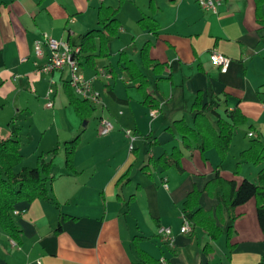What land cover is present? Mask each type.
<instances>
[{
    "label": "crops",
    "instance_id": "1",
    "mask_svg": "<svg viewBox=\"0 0 264 264\" xmlns=\"http://www.w3.org/2000/svg\"><path fill=\"white\" fill-rule=\"evenodd\" d=\"M105 2L97 0V6ZM126 3L132 19L118 13V38L131 39L135 57L122 53L146 76V93L159 104V115L150 117L153 109L144 103L136 84L120 67L127 96L118 92L112 79L104 77V93L117 106L103 104L97 124L99 136L87 144L78 131L81 120L69 103L66 84L71 78L67 76L70 69L44 73L48 52L35 57L33 44L43 34L71 44L67 24L73 21L76 25L78 22L72 17L95 5L91 0H0V142L20 141L22 161L15 171L35 167L40 155L56 146L60 149L62 142L80 136L74 155L77 173L70 174L65 164L56 168L54 162L52 168L50 187L60 208L39 200L17 204L13 218L22 230V243L17 245L0 227V264H137V247L157 264H259L264 258V234L257 218L256 200L236 208V219L232 221L229 213L219 208L220 190L213 194L206 191L218 171L228 181L241 183L247 179L258 183L261 170L249 168L240 159L250 144L233 133L236 150L232 152L231 143L227 159L219 167L221 161L214 149L205 153L196 148L187 150L183 138L168 130L181 119L194 126L192 107L201 92L203 103L211 94L221 99V113L239 108L247 119L243 126L249 127V131L242 130L244 137L263 142L264 29L256 22L255 0H222L216 13L203 10L195 0ZM113 4L116 0L107 7L116 8ZM146 16L157 21L156 35L140 28L139 21ZM147 42L151 43L150 60L160 65L157 73L152 67L144 68L141 62L140 53ZM212 52L232 61L226 73L211 62ZM109 65L96 67L95 76L104 69L114 80L118 79L115 67ZM58 79H65L62 96ZM53 86L54 94L48 96V89ZM131 90L141 97H133ZM135 98L142 106L134 105ZM50 103L52 107H48ZM63 110L70 123L53 133V125L47 119L56 114L58 117ZM185 113L190 114L191 123ZM102 119L115 126L108 136L99 133ZM209 119L216 125L215 118ZM126 130H132L136 137L133 151L129 149ZM250 133L254 136L250 137ZM175 150L183 153L182 170L154 165ZM238 163L241 167L236 173ZM195 189L202 192L201 208L218 219L224 231L215 242L201 228L189 235L180 232L183 202ZM59 225L61 230L57 231ZM230 226L232 250L226 240ZM159 228L171 229L172 246L162 242ZM206 246H211V250L206 251Z\"/></svg>",
    "mask_w": 264,
    "mask_h": 264
},
{
    "label": "trees",
    "instance_id": "2",
    "mask_svg": "<svg viewBox=\"0 0 264 264\" xmlns=\"http://www.w3.org/2000/svg\"><path fill=\"white\" fill-rule=\"evenodd\" d=\"M118 13V8L104 5L99 7L98 27L83 35L78 45L80 48V55L78 57L80 66H84L85 63L93 68L96 59L110 55V44L119 36L120 22L117 18ZM255 16L257 24L264 29V0H255ZM139 26L142 30L154 35L159 31V25L153 17H144L139 21ZM150 47L151 43L147 42L142 48L140 53L141 62L144 68L152 67L153 71L157 73L160 65L154 64L150 60ZM118 64L129 75L131 81L136 84L137 89L144 98V103L150 105L152 109H157L159 104L147 95L148 80L138 65L124 53H121ZM66 88L70 106L74 109L80 120L86 121L92 117L96 111L93 104L74 96L69 83L66 84ZM202 95L201 92L198 93L192 107L194 126H190L184 119H181L176 121L173 124V128H168V130L179 134L183 138L184 148L187 150L196 148L205 153L214 149L220 158L219 167H221L230 151L234 130L245 125L247 119L239 108H235L232 112L225 111L221 113L220 107L222 106V102L218 96L211 94L209 95V100L203 103ZM210 116L215 118L216 125L211 123ZM79 144L80 136L64 144L65 167L70 174L77 173L74 166V155ZM20 148L21 144L18 140L9 139L0 142V227L17 245H21L22 243V230L16 225L13 218L17 204L22 202L33 203L39 200L48 202L57 209L60 208V204L53 197L50 187L51 180L53 179L51 176L52 168L58 150L55 149L40 155L35 167H25L21 171L16 172V167L22 161ZM182 156L183 153L180 150H175L167 157H160L154 162V165H161L167 169L175 168L182 170ZM240 159L243 163L256 166L263 165L258 175L257 184L247 179H244L241 183L234 180L228 181L218 171L213 180L208 183L206 191L213 194L215 190H220L217 195L219 208L229 213L232 221L236 219L234 216L236 208L247 204L253 199L256 200L257 218L261 231L264 234V142L260 139H252L249 148L241 152ZM240 165L241 163H238L237 168ZM201 196L202 192L198 189L189 193L183 202L182 213L192 223L193 231L196 228H201L215 242L224 235V231L220 227L218 219L201 208ZM64 219H69V217L64 216ZM228 229L230 233L227 234L226 240L229 244L232 226ZM60 230L61 225H59L57 231ZM229 248L232 250L233 246L229 244ZM205 250H211V246H206ZM136 251L140 257V262L137 264H157L158 261L138 247ZM259 264H264V258Z\"/></svg>",
    "mask_w": 264,
    "mask_h": 264
},
{
    "label": "rangeland",
    "instance_id": "3",
    "mask_svg": "<svg viewBox=\"0 0 264 264\" xmlns=\"http://www.w3.org/2000/svg\"><path fill=\"white\" fill-rule=\"evenodd\" d=\"M111 1H113V0H106L104 5L109 6V3ZM91 3H92V5H95L92 9H90L89 11H87L84 14L76 15L74 18L72 17V19L77 20L78 23L76 25H74L75 23H73V21H69V24H67V26L69 25V27L71 29V31H70L71 37L70 38L72 39V43L71 44L69 43V44L73 47H77L79 45V42H80L81 38L83 37L84 33H86L87 29H91L93 27L98 26V9H97V7H99V6H97V0H91ZM127 4L128 3H126V0H116V4H113V5H115L114 7L119 9V16L122 17V15L125 14V16L127 18L129 17L132 19V17H131L132 11H131L130 7H127L128 6ZM126 7H127V9H126ZM85 24H89V27H86ZM84 27H86L85 30H83ZM62 30L65 31V34L67 33V30H65V26H64V29L62 28ZM80 31H83V32L81 33ZM54 40H57V39H54ZM57 41H60V40H57ZM109 51H110V55L108 57L98 58L95 60V66L93 68L86 65L85 63H84L85 69L80 66L79 74H82L85 77V79L91 80L95 77L96 67L102 68L105 65L110 67L109 64L111 63L115 67L117 73L119 74L118 75L119 78L114 80L113 76L110 73H108L106 71V74L110 75V77L112 79V81H110V82H112L113 84H116L118 92L122 96L123 95L127 96L126 89L124 87V83L122 82V78L124 76L121 74L122 71H121L120 66L118 64V60L120 59L122 51H126L134 59L135 50L133 48V45H131V39L129 40L128 37H121L118 39L116 38V40L112 44H110ZM135 59H137V58H135ZM101 70H104V69H101ZM67 76H69V78H70L71 73H70V75L68 73ZM57 82H58L60 95L62 96L65 93V79H62V80L58 79ZM104 82H106V80L104 77H101V76L95 82L94 88L97 92L100 93V101L98 104L93 105L95 107V110H96L94 112L93 116L90 117L89 119H87L86 121L81 120L80 127L78 130L79 133L82 134V139H85V142H87V144H89L90 141H94L93 139L98 138V136H99L97 124H98L99 114L102 113V110H103V104L106 105V103H107L109 106H117L116 104L112 103L110 97L106 93H104V87H105ZM52 89H53V91H55L54 86L52 87ZM130 94L133 95V97H139L140 96V94L135 90H131ZM139 98H135V102H136V103H134L135 106H142L141 103H139L137 101V99H139ZM48 113H52V111H50ZM184 115L186 117V120L189 123H191L192 118H191L190 114L185 113ZM56 116H57V114L55 115V117L53 119L51 116H49L47 119V121L53 125V133H55V132L57 133V130L63 124H69L70 123L68 120V118H70V117L66 111L63 110V112L58 114V117H56ZM105 120H108V119H105ZM85 122L87 123L86 125H85ZM145 123L148 124L147 120L145 121ZM242 130L249 131V127L248 126L239 127L238 129L235 130V132H234L235 135L239 138V140L240 139L245 140L248 144H250L251 140L247 136L244 137V135H243L244 133H242ZM235 135H234V137H235ZM263 142H264V137H263ZM55 143H56V141H55ZM64 144H65V142H62L60 144L61 145L60 149H58L59 146H56L54 148V149L58 150L56 158H55V167L56 168L63 167L65 164ZM87 144H86V148L88 147ZM55 145H57V144H55ZM136 145H134V146L136 147ZM138 146H139V144H138ZM231 150H232V152H234L236 150V142H234V141L232 142ZM140 151H142V148L140 149ZM244 165L249 166V168H251V169H253V168L255 169V167L258 168V169H255V170H257V172H259V170H261V168L263 167V165L256 166V165L247 164V163H244ZM235 167H236V172H238L240 170L241 165L239 166V168H237V164H236Z\"/></svg>",
    "mask_w": 264,
    "mask_h": 264
},
{
    "label": "built area",
    "instance_id": "4",
    "mask_svg": "<svg viewBox=\"0 0 264 264\" xmlns=\"http://www.w3.org/2000/svg\"><path fill=\"white\" fill-rule=\"evenodd\" d=\"M200 7L209 12L216 13L218 8L222 5V0H195ZM48 52V62L43 67V72L46 74H52L54 72L63 70L65 67H68L71 72V78L69 85L74 93L82 100H86L91 104H98L100 101V93L97 92L94 88V83L100 76H103L107 79H111L109 74H106L104 70H100L99 73L91 80L85 79L82 74H79V55L80 48L73 47L69 44L67 40H54L49 37L47 34H43L41 38L34 41L33 44V53L37 58L43 57L45 53ZM211 62L220 68L221 73H226L232 63V61L226 56L219 54L217 52H212L210 54ZM22 62L26 59H22ZM54 94L53 89H49L48 96ZM48 107H52V104H48ZM159 108L153 109L150 111V117L155 119L159 114ZM115 129L114 124L109 121L102 119L100 121V130L99 133L101 136H108ZM125 135L130 139V151L134 150V143L136 137L132 130H126ZM250 137L254 135L249 134ZM164 187L167 189L168 185L165 184ZM16 215L17 212H14ZM181 234H191L193 232L192 223L184 217L183 225L180 229ZM158 236L161 238L162 242L167 246H172L174 244V236L170 228H159Z\"/></svg>",
    "mask_w": 264,
    "mask_h": 264
},
{
    "label": "water",
    "instance_id": "5",
    "mask_svg": "<svg viewBox=\"0 0 264 264\" xmlns=\"http://www.w3.org/2000/svg\"><path fill=\"white\" fill-rule=\"evenodd\" d=\"M87 123L85 122V125H86Z\"/></svg>",
    "mask_w": 264,
    "mask_h": 264
}]
</instances>
